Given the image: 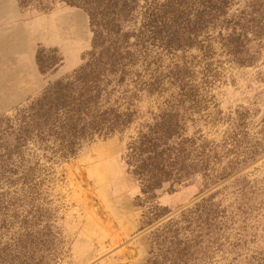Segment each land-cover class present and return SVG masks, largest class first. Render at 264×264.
Segmentation results:
<instances>
[{
  "label": "rangeland",
  "instance_id": "374dc122",
  "mask_svg": "<svg viewBox=\"0 0 264 264\" xmlns=\"http://www.w3.org/2000/svg\"><path fill=\"white\" fill-rule=\"evenodd\" d=\"M239 16L256 31L247 36L243 64L222 48L219 36L230 31L219 23L202 32L190 49L150 54L157 74L166 75L175 64L187 73L194 103L180 110L183 136L195 148L187 166L191 177L172 188L164 184L148 198L129 173L128 143L173 89L142 92L129 127L83 145L67 162L38 158L37 197L31 204L22 202V208L0 212V248H14L23 231L13 213L16 222L40 213L38 226L49 227L55 236V256L44 264H255L258 253L264 254V150L252 161L224 170L244 149L264 144V0H232L225 19ZM91 38L80 9L53 1L24 8L17 0H0V117L12 119L52 83L71 76L84 63ZM203 41L210 45L207 58ZM38 54L47 63L54 55L61 61L41 73ZM206 63L211 83L203 86ZM233 134L242 146L229 143ZM227 172L229 177L217 179ZM242 187L244 201L252 207L248 215L240 212ZM203 207L217 213L206 229Z\"/></svg>",
  "mask_w": 264,
  "mask_h": 264
},
{
  "label": "trees",
  "instance_id": "16d2710c",
  "mask_svg": "<svg viewBox=\"0 0 264 264\" xmlns=\"http://www.w3.org/2000/svg\"><path fill=\"white\" fill-rule=\"evenodd\" d=\"M17 1L24 8L53 1L80 9L88 18L92 38L84 63L71 76L52 83L12 119L0 117V212L22 208V202L31 204L37 197L35 172L42 158L46 162H67L83 145L129 127L137 114L135 101L142 92L153 95L173 89V94L157 106L151 121L128 143L125 159L129 173L148 198L164 184L172 188L191 177L187 166L195 148L193 140L183 136L180 110L187 103H194L187 90V73L175 64L166 75L157 74L150 54L159 50L160 54L173 55L190 49L202 32L219 23L230 31L219 36L222 48L232 60L243 64L247 36L250 32L255 35L256 31L242 16L225 19L232 0ZM209 52L210 45L203 41V58ZM50 59L47 63L37 55L41 73L61 61L56 55ZM209 66L204 65L203 86L211 83ZM229 143L243 145L235 134ZM262 150L263 143L249 146L224 171L252 161ZM230 175L221 173L217 179ZM245 190L242 187L239 193L243 197L240 212L248 215L252 207L244 201ZM205 208L203 229L209 228L217 216ZM36 215L22 216L16 222L18 217L13 213L12 219L23 231L15 239L11 258L10 247L0 248V264H44L47 257L55 256V236L49 227L38 226L41 214ZM254 262L264 264V254L258 253Z\"/></svg>",
  "mask_w": 264,
  "mask_h": 264
},
{
  "label": "water",
  "instance_id": "95a60500",
  "mask_svg": "<svg viewBox=\"0 0 264 264\" xmlns=\"http://www.w3.org/2000/svg\"><path fill=\"white\" fill-rule=\"evenodd\" d=\"M77 178H79V177H77ZM80 186L85 188V184L84 183H80ZM92 207H93L94 211L98 210V205H97V203L95 201H92Z\"/></svg>",
  "mask_w": 264,
  "mask_h": 264
}]
</instances>
